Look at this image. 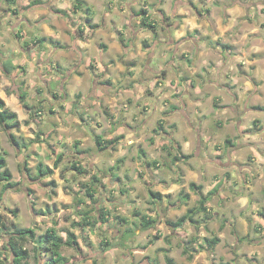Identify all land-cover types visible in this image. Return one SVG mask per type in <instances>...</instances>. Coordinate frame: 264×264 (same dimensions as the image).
Instances as JSON below:
<instances>
[{
	"label": "clouds",
	"instance_id": "obj_1",
	"mask_svg": "<svg viewBox=\"0 0 264 264\" xmlns=\"http://www.w3.org/2000/svg\"><path fill=\"white\" fill-rule=\"evenodd\" d=\"M0 264H264V0H0Z\"/></svg>",
	"mask_w": 264,
	"mask_h": 264
}]
</instances>
